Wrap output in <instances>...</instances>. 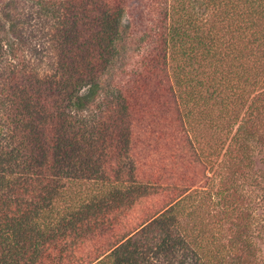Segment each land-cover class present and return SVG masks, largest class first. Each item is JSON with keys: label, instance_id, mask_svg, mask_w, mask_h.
<instances>
[{"label": "trees", "instance_id": "trees-1", "mask_svg": "<svg viewBox=\"0 0 264 264\" xmlns=\"http://www.w3.org/2000/svg\"><path fill=\"white\" fill-rule=\"evenodd\" d=\"M24 1L59 59L27 58V13L0 29L36 79L0 94V264H248L218 169L264 129V0Z\"/></svg>", "mask_w": 264, "mask_h": 264}, {"label": "rangeland", "instance_id": "rangeland-1", "mask_svg": "<svg viewBox=\"0 0 264 264\" xmlns=\"http://www.w3.org/2000/svg\"><path fill=\"white\" fill-rule=\"evenodd\" d=\"M27 13L34 24L32 27L26 23L23 30L30 44L26 45V55L32 63L40 70L39 73L44 78L45 70L50 72L51 62L59 59V50H55V38L58 36L56 29L59 25L58 20L54 17H49L48 14H38L33 12L31 4L24 0H0V29L10 27L12 21ZM15 24V22H14ZM54 24V27H51ZM23 26V25H22ZM18 27V26H17ZM31 31L28 32L27 30ZM33 30V31H32ZM14 31V30H12ZM37 49V50H36ZM141 50H129L126 57L122 59L124 68H131L135 61L140 57ZM4 61L0 63V94L4 101L9 102V93H12L18 85H25L34 82L36 79L16 81L10 79L11 70L15 63V59L9 53L3 54ZM17 61V60H16ZM123 70V69H121ZM41 78V77H40ZM39 86L45 90L47 86L41 78ZM17 84V85H15ZM7 97V98H6ZM143 98H146L144 94ZM143 100V99H142ZM150 100V99H148ZM147 101V98H146ZM13 113V108L11 110ZM102 119H106L107 113L105 110L101 114ZM257 140L252 143V149L243 155L242 152L237 153L231 148L233 158L229 155L224 159L223 166L232 162L228 167H221L218 171L226 180H232L235 188L238 187V194L234 196L236 201L241 204V209L236 215H240L238 223L247 224L248 236L247 242L251 244V252L248 258V264H264V129L259 130ZM230 154V155H231ZM235 224V223H234ZM227 223L226 225V242L232 238L236 231V226ZM246 254V253H245ZM247 255V254H246ZM250 260V261H249ZM246 264V263H245Z\"/></svg>", "mask_w": 264, "mask_h": 264}]
</instances>
